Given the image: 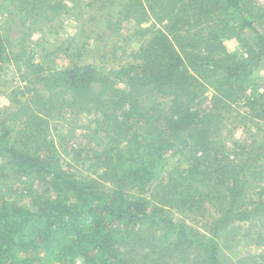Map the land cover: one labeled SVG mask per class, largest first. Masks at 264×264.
Returning <instances> with one entry per match:
<instances>
[{"label":"trees","instance_id":"16d2710c","mask_svg":"<svg viewBox=\"0 0 264 264\" xmlns=\"http://www.w3.org/2000/svg\"><path fill=\"white\" fill-rule=\"evenodd\" d=\"M3 1L28 15L65 0ZM126 12L117 24L150 32L132 61L108 73L38 63L34 92L13 91L0 122V264H264V141L237 151L214 136L241 101L263 131L264 91L248 96L246 83L264 67V0H128ZM9 43L0 31V72ZM64 122L81 142L62 156L51 126ZM243 239L257 249L230 261Z\"/></svg>","mask_w":264,"mask_h":264},{"label":"rangeland","instance_id":"374dc122","mask_svg":"<svg viewBox=\"0 0 264 264\" xmlns=\"http://www.w3.org/2000/svg\"><path fill=\"white\" fill-rule=\"evenodd\" d=\"M127 1L65 0L62 3L64 7L55 12L41 13L36 10L32 14L24 15L25 12L19 14L7 1L0 0V31L10 42L9 61L0 72V122L10 115L9 107L14 90L25 87L26 90L30 89V92H34L31 88L36 82L31 78V71L36 69L38 63H42L45 67L52 65L57 68L74 63H89L108 73L132 61V53L143 41L144 34L150 32L135 33L134 18L130 22L124 21L121 25L116 23L119 16H126ZM23 21H25L24 24ZM154 24L155 22L145 21L139 25L147 28ZM110 26L115 31L111 32ZM221 41L229 54L238 57L242 55L243 49L235 36L226 34L221 36ZM28 66H30V74H25L24 71H27ZM246 84L249 89L246 95L262 93L264 67L258 68ZM207 93L210 95L211 91ZM25 98L29 99L28 93L25 94ZM243 103L244 101H241L237 108L224 112L218 124L219 128L216 127L214 136L226 149L238 151L252 140L257 144L264 141V122L262 123L263 131H254L250 124L251 120L246 116L250 109ZM65 126L69 125L65 122L59 123L58 132H55L54 126H51V132L61 150L62 146L81 142V137L70 139L68 134L65 136L68 133ZM66 153H69V150L63 149L62 156ZM174 163L175 160L168 166ZM74 165L77 173L82 175L90 173L86 169L87 165L79 163ZM205 205L209 208L208 204ZM207 218L196 224L201 231L204 230L201 228L202 225L211 220ZM249 242L243 239L235 255H232L233 258L229 260L235 261L239 255L257 249L251 240Z\"/></svg>","mask_w":264,"mask_h":264}]
</instances>
